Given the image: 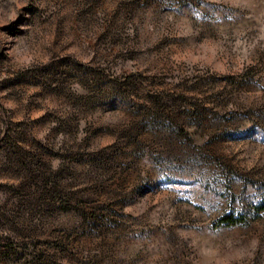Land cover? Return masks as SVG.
I'll return each instance as SVG.
<instances>
[{
    "label": "rangeland",
    "instance_id": "1",
    "mask_svg": "<svg viewBox=\"0 0 264 264\" xmlns=\"http://www.w3.org/2000/svg\"><path fill=\"white\" fill-rule=\"evenodd\" d=\"M261 204L264 0H0V264H264Z\"/></svg>",
    "mask_w": 264,
    "mask_h": 264
},
{
    "label": "trees",
    "instance_id": "2",
    "mask_svg": "<svg viewBox=\"0 0 264 264\" xmlns=\"http://www.w3.org/2000/svg\"><path fill=\"white\" fill-rule=\"evenodd\" d=\"M258 210H264V204H261L257 207ZM241 220H243V218L241 217H233V216H225L221 219H219L218 223L219 224H224L227 226H231V225H236L237 223L241 222Z\"/></svg>",
    "mask_w": 264,
    "mask_h": 264
}]
</instances>
